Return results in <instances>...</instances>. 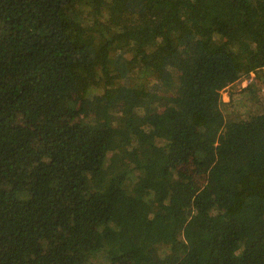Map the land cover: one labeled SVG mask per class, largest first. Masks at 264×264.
I'll return each instance as SVG.
<instances>
[{"label":"trees","instance_id":"16d2710c","mask_svg":"<svg viewBox=\"0 0 264 264\" xmlns=\"http://www.w3.org/2000/svg\"><path fill=\"white\" fill-rule=\"evenodd\" d=\"M0 264H264V0H0Z\"/></svg>","mask_w":264,"mask_h":264},{"label":"rangeland","instance_id":"374dc122","mask_svg":"<svg viewBox=\"0 0 264 264\" xmlns=\"http://www.w3.org/2000/svg\"><path fill=\"white\" fill-rule=\"evenodd\" d=\"M250 83L252 84V89L250 91L244 90L243 88ZM260 88L257 74L251 73L248 77H243L222 89L221 98L224 103L222 110L225 119H233L261 108L262 105L258 102L259 92L261 93ZM173 93V89H168V95H173ZM231 93H233V100H231ZM204 175L205 173H198L196 176L200 184L204 181Z\"/></svg>","mask_w":264,"mask_h":264}]
</instances>
